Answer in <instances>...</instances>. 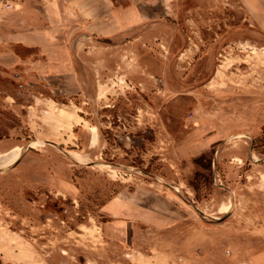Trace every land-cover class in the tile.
Returning <instances> with one entry per match:
<instances>
[{
  "label": "rangeland",
  "instance_id": "rangeland-1",
  "mask_svg": "<svg viewBox=\"0 0 264 264\" xmlns=\"http://www.w3.org/2000/svg\"><path fill=\"white\" fill-rule=\"evenodd\" d=\"M62 2L0 0V264H264V0H163L76 86L9 44Z\"/></svg>",
  "mask_w": 264,
  "mask_h": 264
},
{
  "label": "crops",
  "instance_id": "crops-1",
  "mask_svg": "<svg viewBox=\"0 0 264 264\" xmlns=\"http://www.w3.org/2000/svg\"><path fill=\"white\" fill-rule=\"evenodd\" d=\"M163 0H64L61 4L54 7L60 13L73 14L76 19L69 22L71 26L76 27L74 31L79 34L77 37L71 35V30L60 29L59 37L51 33L53 30H32L24 36L19 37L17 41L11 39L10 45L16 43L23 46L34 47L38 49L40 58H30L27 62L29 65L33 63L40 66V70H35L39 74L43 73L45 78L61 81L63 84L76 86V81L81 74L76 69V50L77 48L87 47V39L90 37H108L112 31L134 28L141 23L142 17L146 14H156L158 11H165L166 6ZM159 5V6H158ZM71 18V17H70ZM71 29V27H70ZM73 30V29H72ZM58 38H55V37ZM74 37H76L74 39ZM73 38V39H72ZM14 40V41H13ZM12 47V46H11ZM2 53V60L5 64L13 63L15 57L20 60L21 56L6 46ZM55 50L54 57L52 50ZM13 58V59H12ZM12 60V62H10ZM34 71V70H33ZM74 82V84H73Z\"/></svg>",
  "mask_w": 264,
  "mask_h": 264
},
{
  "label": "trees",
  "instance_id": "trees-1",
  "mask_svg": "<svg viewBox=\"0 0 264 264\" xmlns=\"http://www.w3.org/2000/svg\"><path fill=\"white\" fill-rule=\"evenodd\" d=\"M0 138H1V136H0Z\"/></svg>",
  "mask_w": 264,
  "mask_h": 264
},
{
  "label": "bare ground",
  "instance_id": "bare-ground-1",
  "mask_svg": "<svg viewBox=\"0 0 264 264\" xmlns=\"http://www.w3.org/2000/svg\"><path fill=\"white\" fill-rule=\"evenodd\" d=\"M1 244V243H0Z\"/></svg>",
  "mask_w": 264,
  "mask_h": 264
}]
</instances>
